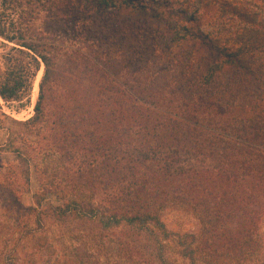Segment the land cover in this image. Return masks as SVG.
Masks as SVG:
<instances>
[{
	"label": "trees",
	"instance_id": "trees-1",
	"mask_svg": "<svg viewBox=\"0 0 264 264\" xmlns=\"http://www.w3.org/2000/svg\"><path fill=\"white\" fill-rule=\"evenodd\" d=\"M91 1L106 10H144L133 0ZM198 2L207 11L217 7L222 15L216 21L224 33H232L233 18L242 26L232 38L208 42L218 60L197 80V87L210 89L215 73L230 68L239 72L240 83L258 84L256 92L242 94L240 86L227 85L216 99L210 90L208 94L185 93L168 77H162L164 71L149 80H143L140 73L123 80L124 60L80 52L63 54L65 62L54 68V58L60 53L54 38L33 32L26 37L25 31L11 34L0 25V38L14 44L0 82V98L6 103L29 98L43 63L34 115L19 124L34 127L37 134L49 129L48 140L56 149L75 148L74 154L64 149L60 155L75 159L78 166L77 171L69 170L68 179H62L67 185L75 184L68 193L61 192L66 198H58L56 192L43 187L31 207H24L16 194L0 184V203L8 205L1 212L6 220L0 221V264H105L103 256L106 264H176L166 257L164 244L169 241L176 243L180 256L192 264L204 260L217 264V259H225L219 264H247L259 255L258 241L250 244L245 232L242 243L239 239L236 248H226L234 254L224 258L209 255L216 261L209 260L205 247L215 254V243L206 245L193 234L171 232L163 221L167 205H187L191 195L201 207L203 198L214 199L210 201L216 209L212 219L222 222L218 228L222 230L228 228L227 219L250 224L259 221L264 212V22L258 21L264 13V0ZM66 78L84 95L73 97L65 92L64 100L59 99L64 103L58 106L60 102H56L58 111L57 107L56 111L48 110L46 91L68 82ZM250 108H255L250 124L221 121L236 109L243 113ZM0 117L8 119L1 111ZM3 126L0 123V130ZM13 141L10 137L9 148ZM18 149L28 181L30 158ZM91 175L98 181L93 182ZM239 189L243 193L236 197ZM99 190L107 196L95 202ZM50 194L63 204L54 206L47 198ZM45 219H54L66 230L56 239L74 245L54 259L49 257L48 238L39 236L49 230ZM219 233L207 231L213 239ZM256 264H264V260Z\"/></svg>",
	"mask_w": 264,
	"mask_h": 264
},
{
	"label": "rangeland",
	"instance_id": "rangeland-1",
	"mask_svg": "<svg viewBox=\"0 0 264 264\" xmlns=\"http://www.w3.org/2000/svg\"><path fill=\"white\" fill-rule=\"evenodd\" d=\"M133 1L143 7V12L133 9L106 10L91 0H0V25L5 26L11 34L25 31L26 37L29 36L30 32H33L43 33L54 38L53 44L60 49L59 55L54 58V68L62 66L65 62L63 54L71 55L80 52L84 55L93 54L103 58H114L118 61L124 60L121 77L123 80L136 77L139 73L143 80H149L157 76L159 72L164 71L166 74L162 77H168L170 82L179 88V91H186L185 93H190V91L193 94L197 92L207 93V90H210L211 93H215L214 99H216L217 96L223 94L220 90L227 85L236 88L240 86L238 91L241 90L242 94L256 92L255 87L258 84L240 83L237 81L240 78L239 72H231L230 68L215 73L214 84L209 85L210 89L208 86L197 87V80L201 78L202 74H206L208 68L214 66L218 60L217 54L214 53V49L208 42L215 43L217 39L224 41L227 37L236 36L238 32H241L242 24L239 19H232V33L228 35L221 30L216 21L222 15L217 11L216 6L207 11L204 4L199 3L198 0ZM258 21L264 22V13L259 16ZM205 37H208L206 43L203 41ZM11 47H14V44L0 38V82L5 77V72L9 67L7 60ZM19 57L29 61L24 55ZM40 64L41 67L36 80L41 74V82L45 67L43 63ZM66 80L68 81L69 78ZM201 82L207 83L206 80H201ZM57 87L54 90L46 91L48 99L45 101V105L48 110L56 111V102H60L58 106L64 103L60 100L63 101L64 97L67 96L64 95L65 92L73 93L74 95L71 94L73 97L84 95L78 85L69 81L59 82ZM217 89L219 90L218 93ZM171 91L170 89L169 92ZM207 94L206 96L209 97L210 95ZM38 97L36 100L34 99L33 86L30 97L21 102L6 103L0 98V111L8 117V119L0 117V123L4 125V128L0 130V184H5L11 193L16 194L24 207L34 205L35 194L41 192L43 187L49 188L51 192H56L58 198H66L65 194L61 192L68 193L69 190L73 189L71 185L75 184L67 185V181L64 182L62 179H68L67 176H71L72 171L78 170L75 159H63L60 155L64 149L72 150L71 152L74 154L75 148L70 150L68 147L61 146L63 149L59 151L48 140L49 134H51L49 129L41 130L37 134L38 130L35 131L34 127L22 125L34 115V107ZM254 109L250 108L243 113H238L239 109H236L221 121L237 125L241 124L240 120H243V122L247 121L246 123L250 124L249 121L253 118ZM236 117H238V121L231 119ZM19 122L22 123L19 124ZM43 135L46 136L44 141L41 137ZM10 137L14 140L11 148L8 146ZM18 148L30 158L28 181L24 177V163L16 151L19 150ZM91 179L93 182L98 181L96 175H91ZM60 182H62L61 185H59ZM98 189H102V187ZM239 190L241 193L236 192V197L243 193V189ZM96 194L99 199L94 197L95 202H100L107 196L103 190L96 191ZM191 197H189L190 201L188 200L187 205L170 204L164 208L163 221L169 231L180 235L193 234L198 241L200 240L206 245L213 242L216 244L214 251L217 252L215 254L210 253L209 251L213 252V249L205 247L204 254L207 257L214 255L223 258L235 253L227 251L226 248H236L239 239H241V243L243 242L242 237L246 232L245 238L252 240L249 241L250 244L258 241L257 247L259 248V255L255 254L252 262L249 261L247 264H256L259 260H264V212L259 221L250 222V224L246 221L242 223L239 220L227 219L228 228L225 227V230H222L218 229L222 228V222L218 223L219 221L212 219L216 209H213L214 206L210 204V201L213 202L214 199L203 198L204 204L201 207L200 204L197 205L198 201ZM47 198L54 206L63 204L62 201H57V197L53 194ZM3 204H5L4 201ZM3 204L0 203L1 222L6 220L5 214L1 215V212L4 211L2 208L8 207V205ZM220 212L225 214L226 211L220 210ZM224 220L225 218L222 221ZM43 222L49 230L40 233L39 236L48 238L47 243L49 248L51 247V249L48 248L49 257L54 259L57 254H63L64 248H73V242L56 239L61 232L66 231L60 223H56L54 219H45ZM207 223L210 225L208 226ZM215 225L216 227H214ZM248 228L250 231L247 233ZM211 230H220L218 238L213 239L207 235V231ZM75 233L83 234L81 230H75ZM164 246L166 257L171 262L192 264L191 261L180 256L179 249L173 241L165 243ZM101 259L106 264V257L103 256ZM209 260L216 261L213 257ZM217 261V264L220 261L224 263L225 259H217ZM196 264L212 263L204 260ZM234 264L238 263L235 262Z\"/></svg>",
	"mask_w": 264,
	"mask_h": 264
},
{
	"label": "bare ground",
	"instance_id": "bare-ground-1",
	"mask_svg": "<svg viewBox=\"0 0 264 264\" xmlns=\"http://www.w3.org/2000/svg\"><path fill=\"white\" fill-rule=\"evenodd\" d=\"M39 78L36 80L35 86H34V99L36 100L39 94V82L41 78V74L38 76Z\"/></svg>",
	"mask_w": 264,
	"mask_h": 264
}]
</instances>
